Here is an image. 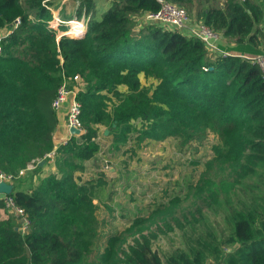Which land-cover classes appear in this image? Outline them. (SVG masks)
<instances>
[{
	"label": "trees",
	"instance_id": "1",
	"mask_svg": "<svg viewBox=\"0 0 264 264\" xmlns=\"http://www.w3.org/2000/svg\"><path fill=\"white\" fill-rule=\"evenodd\" d=\"M109 1L98 19L91 0L77 2L71 15L83 14L85 31L72 36L63 25L71 16L47 26L50 0H0V31L7 29L0 37V171L15 173L51 152L57 118L50 102L65 81L79 87L84 132L57 145L54 162L92 158L97 126L108 130L116 150L128 141L168 137L181 146L201 145L211 135L208 163L217 171L203 179L214 184L219 173L229 175L230 189L220 201L216 189L208 192L216 198L217 219L193 229L185 249L160 253L143 237L118 255L108 238L90 258L91 200L101 198L105 182L76 186L62 165L56 167L64 195L46 185L51 175L43 188L14 186L17 178L6 193L29 223L24 232L16 229L0 196V264H264V78L258 67L238 54L212 55L181 30L136 23L158 9L155 0ZM167 1L232 41L233 49L264 51L262 9L254 0ZM118 181L110 179L109 186Z\"/></svg>",
	"mask_w": 264,
	"mask_h": 264
},
{
	"label": "rangeland",
	"instance_id": "2",
	"mask_svg": "<svg viewBox=\"0 0 264 264\" xmlns=\"http://www.w3.org/2000/svg\"><path fill=\"white\" fill-rule=\"evenodd\" d=\"M79 1L50 0L47 6L51 16L48 25L52 24L53 17L59 21L62 15L71 16L70 20L63 23L66 31L70 24L77 22L80 31L74 33L82 34L85 31V17L82 14L77 20L72 17L73 14L71 15L77 2L86 3V0ZM109 2V0H91L94 19H98L101 12L108 7ZM139 17L135 19L136 23L142 22L141 19V22L137 21ZM2 33L6 34L7 29H2ZM230 50L232 52L228 55L238 54L251 62L261 53V49L253 52L241 46ZM141 79L144 84L148 80L143 76ZM77 85L79 86L78 83ZM63 116H65V110ZM96 128L94 138L96 149L92 158L83 160L80 157L71 159V163H64L59 161L58 157L57 162H54L57 148L55 145V148L52 147L51 152H48L49 156L42 160L45 163L43 171H37V174L32 171L25 172L18 179L16 178L17 181L14 184L23 189L32 186L43 188L45 186L43 180L51 175L52 178L47 180L46 185L60 195H64L59 180L61 173L57 170L59 165L65 166L71 173L76 186H85L87 181L93 184L104 181L101 198L91 200L94 205L92 213L96 219V225L95 235L90 244L92 247L89 253L90 258L95 256L96 249L103 250L108 245V238L114 239L118 255H122L135 238L143 237L147 238L152 247L160 253L162 250L185 249V240L193 234V229H201L202 224L214 223V219H217L214 213L218 210V206L216 198L211 197L208 192L216 189L217 198L220 201L222 193L230 189V182L229 175L222 176L223 173L215 177L217 183L215 178L212 179L215 185L203 179L204 176L213 174L214 170L217 171L216 163H208L213 155L210 149V145L215 142L213 136L209 135L206 142L201 145L191 142L181 146L180 141L168 137L148 143L132 144L128 141L116 150L115 143L110 141L108 132L103 135L101 126ZM82 129L84 131L83 124ZM62 142L59 144H64L66 141ZM209 165L206 172L205 169L207 170ZM32 175L35 176L34 180ZM117 176L119 183L110 187V179ZM200 184L204 186H197ZM110 189H114L111 195ZM196 205L199 206L190 210V206ZM136 219H143V221L135 223ZM13 222L15 228L20 226L19 220L15 217ZM78 264H85V262Z\"/></svg>",
	"mask_w": 264,
	"mask_h": 264
},
{
	"label": "built area",
	"instance_id": "3",
	"mask_svg": "<svg viewBox=\"0 0 264 264\" xmlns=\"http://www.w3.org/2000/svg\"><path fill=\"white\" fill-rule=\"evenodd\" d=\"M158 3V9L154 12H145L141 15L140 22L143 24H159L167 28L171 29H186L188 31V34L196 37L199 39L206 48L208 49H215V45L213 44L216 40L218 33L213 32L210 28H208L203 23H195L193 26L189 27L185 24L188 21V16L186 14V11L179 6H176L175 4L167 1V0H155ZM44 4V3H43ZM46 9H48L47 6H45ZM57 18L52 19V24L48 25V27H54V25H57ZM57 22V23H56ZM77 25H79L77 23ZM70 25L68 28L70 29ZM80 27V26H79ZM78 27V28H79ZM68 29V30H69ZM65 31V34H69L72 36L78 35L76 33ZM80 31V30H79ZM76 31V32H79ZM0 53H1V46H0ZM222 53V52H221ZM223 55H228V53H222ZM253 63L256 64L258 67L261 76L264 78V52L258 54L255 56ZM65 81H62L56 88L55 94L50 102V107L54 111H58L63 105L65 106V128L68 136H71L72 134L68 131L70 127L75 128L79 131L78 135L73 136H79L81 133H83L82 124L80 121V103L76 100V92L77 88H68L65 84ZM45 156H49V154H45ZM39 162L38 159L31 160L29 163L25 165L24 168L18 169L15 173H4L0 171V182L6 183V184H12L13 180L16 178H19L23 173L32 171L35 168V165ZM0 196L3 199L4 207L6 211L10 214H12L16 219L19 220L20 226L17 227L20 232H24L27 229V225L29 223V219L25 215V213L22 211V209L18 206H16L10 195H8L6 192H0Z\"/></svg>",
	"mask_w": 264,
	"mask_h": 264
},
{
	"label": "crops",
	"instance_id": "4",
	"mask_svg": "<svg viewBox=\"0 0 264 264\" xmlns=\"http://www.w3.org/2000/svg\"><path fill=\"white\" fill-rule=\"evenodd\" d=\"M262 9V16H261V19H260V22H259V28L261 29L263 35H264V0H254ZM195 23H197V21H195L194 19L192 18H189V20L187 21V23L185 24L186 26H193ZM71 25V24H70ZM70 31V29H69ZM183 32V34L185 35H189L188 34V31L184 28L181 30ZM72 32V31H70ZM5 34L2 33V31H0V36H4ZM215 45V49H207V51L212 54V55H221L222 53H231L232 51L230 50L231 48H233V43L232 41L224 38V37H221L220 35L217 36L216 40L214 41L213 43ZM222 52V53H221ZM264 52V51H263ZM225 56V55H223ZM64 110H65V106L63 105L58 111H56V118H57V121H56V125L53 129V132H52V143H53V148H55V145H58L59 143H61L62 141H66L68 140L69 136L66 132V128H65V120H64V116H63V113H64ZM104 130V127L101 126V131ZM63 143V142H62ZM48 157V156H46ZM44 162H42L39 166H42L40 168V171H43L44 169ZM30 172V171H29ZM32 180L35 179V176L32 175Z\"/></svg>",
	"mask_w": 264,
	"mask_h": 264
},
{
	"label": "water",
	"instance_id": "5",
	"mask_svg": "<svg viewBox=\"0 0 264 264\" xmlns=\"http://www.w3.org/2000/svg\"><path fill=\"white\" fill-rule=\"evenodd\" d=\"M68 131H69L72 135H78V134H79V131H78L77 129H75V128H72V127H70V128L68 129ZM107 132H108V130H107V129H104V130L102 131V134H103V135H106ZM42 162H43V161L40 160V161L38 162V165H40ZM11 188H12V184H6V183H3V182H0V192H7V193H8V192L11 190Z\"/></svg>",
	"mask_w": 264,
	"mask_h": 264
},
{
	"label": "bare ground",
	"instance_id": "6",
	"mask_svg": "<svg viewBox=\"0 0 264 264\" xmlns=\"http://www.w3.org/2000/svg\"><path fill=\"white\" fill-rule=\"evenodd\" d=\"M74 23L76 24V27H75V29L73 28L72 24L70 25V26H71V27H70V31H72V33H73V32H76V31H78V30H79V29H78L79 25H77V22H74ZM70 31L68 30V32H67V33H69Z\"/></svg>",
	"mask_w": 264,
	"mask_h": 264
}]
</instances>
